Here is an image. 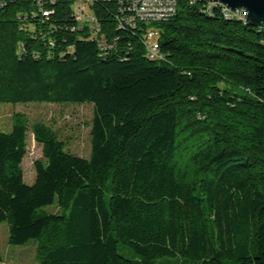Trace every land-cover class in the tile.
Masks as SVG:
<instances>
[{"label": "trees", "instance_id": "trees-1", "mask_svg": "<svg viewBox=\"0 0 264 264\" xmlns=\"http://www.w3.org/2000/svg\"><path fill=\"white\" fill-rule=\"evenodd\" d=\"M48 2L0 8V102L92 103L91 153L22 113L0 130L9 243L38 241L37 264H264V27L206 0L121 22L130 0H95L97 32Z\"/></svg>", "mask_w": 264, "mask_h": 264}, {"label": "rangeland", "instance_id": "rangeland-1", "mask_svg": "<svg viewBox=\"0 0 264 264\" xmlns=\"http://www.w3.org/2000/svg\"><path fill=\"white\" fill-rule=\"evenodd\" d=\"M245 20V19H244ZM153 26V25H152ZM22 113L29 121L30 126L42 122L66 141L74 153L89 157L91 153V124L94 114L92 103H9L0 102V130L12 129L13 117ZM27 154L23 160L24 178L32 183L35 178L34 161L42 158L43 149L34 137L32 131L28 134ZM49 212L59 211L57 205L46 208ZM119 250L122 254L132 257L134 254L127 246L121 244ZM0 251L2 260L0 264H37L39 261V242L31 240L26 245H12L9 243V227L7 222L0 223Z\"/></svg>", "mask_w": 264, "mask_h": 264}, {"label": "built area", "instance_id": "built-area-1", "mask_svg": "<svg viewBox=\"0 0 264 264\" xmlns=\"http://www.w3.org/2000/svg\"><path fill=\"white\" fill-rule=\"evenodd\" d=\"M37 5L42 9L44 16H49L51 14V10L48 8H44L43 3L45 0H34ZM51 3H55L57 0H48ZM74 4V15L76 20L80 25H91L95 29V31H100L101 24L97 19L95 7L85 6V0H75ZM194 2L195 0H190ZM4 2L6 0H0V8L4 7ZM48 2V3H49ZM209 6L222 5L224 9V13H232L233 15H242L246 17L247 12L244 9L231 10L226 5L220 2H209ZM178 5V0H130L127 6L125 7V14L119 17L121 22L129 21L132 22L135 17L141 18L148 21H159L158 15H151V8H155L157 6H171ZM142 8H150V15H142ZM127 12L131 13V16L127 15ZM157 31L149 32L148 38L151 41V53L155 54V57H161L160 54V46L156 39Z\"/></svg>", "mask_w": 264, "mask_h": 264}, {"label": "water", "instance_id": "water-1", "mask_svg": "<svg viewBox=\"0 0 264 264\" xmlns=\"http://www.w3.org/2000/svg\"><path fill=\"white\" fill-rule=\"evenodd\" d=\"M220 2L231 10L244 9L246 22L254 27H264V0H206Z\"/></svg>", "mask_w": 264, "mask_h": 264}, {"label": "bare ground", "instance_id": "bare-ground-1", "mask_svg": "<svg viewBox=\"0 0 264 264\" xmlns=\"http://www.w3.org/2000/svg\"><path fill=\"white\" fill-rule=\"evenodd\" d=\"M95 0H85V6L88 5V3H92ZM89 6V5H88ZM176 5L171 6H157L155 8H151V15H158V19H166L171 16V13L175 10ZM142 15H150V8H142ZM243 19L246 20V17L242 15H237ZM154 32V31H151ZM150 53H151V43L149 45ZM152 57H155V54H150Z\"/></svg>", "mask_w": 264, "mask_h": 264}]
</instances>
